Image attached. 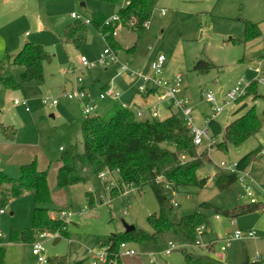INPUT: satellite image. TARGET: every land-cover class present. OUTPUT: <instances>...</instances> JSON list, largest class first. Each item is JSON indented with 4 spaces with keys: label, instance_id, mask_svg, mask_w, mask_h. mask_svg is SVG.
Segmentation results:
<instances>
[{
    "label": "rangeland",
    "instance_id": "rangeland-1",
    "mask_svg": "<svg viewBox=\"0 0 264 264\" xmlns=\"http://www.w3.org/2000/svg\"><path fill=\"white\" fill-rule=\"evenodd\" d=\"M123 5L124 2L106 4L98 0H30L25 8L0 9V61L5 53L14 55L18 52L14 41L15 38L21 41L22 37L25 38L23 45L27 42L40 44L51 56V62L43 66L42 82L21 83L22 68L12 67L10 72L18 88L6 90L0 87V123L15 130L13 141H6L0 134V172L16 180L20 167L35 161L37 169L46 173L51 198L48 218L57 220L58 213L70 216L65 220L64 236L49 231L38 233L32 224L33 196L10 202L4 209V215L0 216L3 264H36L31 255L32 243L23 241L26 235L41 245L42 256L48 260L63 257L66 264H91L88 252L99 248L98 238L123 236L130 239L135 236L125 235L123 224L150 234L146 219L158 211L150 188L144 187L139 194L124 187L122 194L116 197L119 193L116 182L111 185L109 181L92 177L84 184L58 189L55 178L56 163L62 155L59 148L64 152L72 147L80 153L83 151L80 122L85 117L80 103L69 101L65 96L76 78H80L81 87L93 102V113L106 117L115 105H128L127 101L139 94L140 81L120 74L119 64H125L130 71L149 75L151 64L159 56L164 59V79L173 84L175 77H180L177 99L188 100L193 109L195 127L203 130V118L212 114V106L204 97L206 91L213 93L220 102L218 90L224 93L240 83L243 87L255 86V100L250 94L238 103H230L216 115L215 120L224 127L253 107L260 129L238 147L227 146L226 150L217 149L220 138L211 139L209 134L214 143L211 149H207L209 162L196 173L199 179H206L204 187H179L172 195L178 216H187L198 210L208 221L206 228L199 229L196 245L189 246L178 233L167 234L163 243L130 240L125 243L133 250L134 256L120 257L117 254L112 257L113 262L184 264L183 249L205 256L210 243H215L211 246L214 250L211 256L221 264H243L245 259L264 264V84L259 82L264 80V0H158L140 36L124 29L116 31L114 40L120 46L117 51L119 64L107 67L98 64V59L109 48L90 23L86 25V41L79 49L61 42L63 27L75 21L70 17L72 13L81 22H90L95 14H100L107 21ZM161 10L164 12L162 15ZM245 22L257 26L258 38L243 42ZM80 58L94 65L82 67ZM198 61L209 62L213 68L205 74H198L193 71ZM107 86L119 94L117 102L98 101V94ZM14 100L25 101L28 110L25 111L21 104L14 105ZM43 100H54L57 104L44 105ZM242 103L246 104L244 109H240ZM167 106V103L161 104L163 111L154 120L162 121L170 114ZM136 120L142 121V118ZM208 143L204 140L198 151L208 148ZM257 148L262 150L259 161L236 173L237 180L228 190H218L213 174L216 171L228 173L218 169L220 164H235ZM243 174L247 178L242 184L239 179ZM249 182L253 184L252 199L259 205L258 209L236 218L223 215L226 210L249 204L243 188ZM87 194H92L94 208H89ZM230 221H234V226H230ZM235 231L254 233V238L233 241L221 252L222 243ZM39 234L46 236L39 239ZM55 239L59 241L53 244ZM170 246L175 250L163 255Z\"/></svg>",
    "mask_w": 264,
    "mask_h": 264
},
{
    "label": "trees",
    "instance_id": "trees-1",
    "mask_svg": "<svg viewBox=\"0 0 264 264\" xmlns=\"http://www.w3.org/2000/svg\"><path fill=\"white\" fill-rule=\"evenodd\" d=\"M106 4H118L124 2L115 14L118 17L120 29L130 31L140 36L145 29L158 0H98ZM106 20L100 14H95L90 25L105 40L106 45L117 52L120 49L114 40V27L105 25ZM86 25L80 20L63 28L61 41L71 44L77 50L86 41ZM260 36L256 25L244 24L243 42L252 41ZM264 51V37L262 38ZM51 62V56L42 45L27 42L15 55L5 53L0 61V87L6 90L18 88V84L11 75L12 67L22 68L20 75L21 83L42 82L43 66ZM213 68L209 62L198 61L193 71L205 74ZM152 93V91H150ZM254 101L256 89L249 85L245 94L236 100L249 97ZM150 95V94H147ZM246 104L241 105L244 109ZM207 131L212 139L220 138L217 149L226 150L227 146L238 147L249 137L254 135L260 125L257 121L253 107H250L241 116L221 127L216 120H209L206 125ZM80 133L83 151L80 153L75 147L62 151L57 161L56 187L63 189L79 183H85L92 177L105 171L115 172L113 174L117 184L118 195L122 194L124 187L132 184L139 193L144 187L150 188L158 211L147 217L146 223L150 234H144L136 229L125 235H135L130 239L119 236L98 238L99 248H105L107 252L106 264H120L113 262L114 256L118 254L120 243L130 240L134 242L152 241L163 243L169 233L181 234L189 246L196 245V239L200 228H206L208 221L200 212L195 211L187 216H178L176 206L172 204L171 197L179 187L202 188L206 179H199L196 175L206 163L209 162L207 148L198 151L199 147L193 144V135L187 129L179 114L171 110L170 115L162 121L154 119L137 121L128 109H122L115 105L106 117L96 114L82 118L80 122ZM0 134L6 141H13L15 130L12 126L0 123ZM213 147V146H212ZM211 147V148H212ZM210 148V149H211ZM172 149V150H171ZM260 148L251 151L240 158L236 164V173L257 161ZM219 169V168H218ZM236 173L222 174L216 171L213 174L215 185L218 190H228L237 180ZM19 178L14 180L0 172V211H3L11 200L19 199L26 194L32 195L34 199V210L32 216L33 229L36 232L49 231L62 237L65 235V220H51L48 218V206L51 202L47 187L46 173L37 169L35 161L20 167ZM114 189L112 190V193ZM114 197V198H116ZM114 199L113 197H109ZM89 208H94L95 202L92 194L86 195ZM257 203L236 207L232 210L222 212L229 218H236L252 213L258 209ZM25 235V234H24ZM27 236V235H26ZM23 237L25 243H34L31 238ZM210 243L205 256H197L182 250L184 264H221L211 256L214 251ZM175 250V249H174ZM4 250L0 247V264H3ZM48 260V259H47ZM49 264H66L63 257L48 260ZM75 264H83L77 262ZM243 264H261L258 261L249 262L244 260Z\"/></svg>",
    "mask_w": 264,
    "mask_h": 264
},
{
    "label": "built area",
    "instance_id": "built-area-1",
    "mask_svg": "<svg viewBox=\"0 0 264 264\" xmlns=\"http://www.w3.org/2000/svg\"><path fill=\"white\" fill-rule=\"evenodd\" d=\"M164 12L161 10V15ZM71 18L75 21H79V17L75 14H71ZM118 17L114 15L111 19L107 20L105 22V25H112L114 27V33L113 36H115V33L117 30L120 29V26L118 25ZM84 25L89 24L90 22L88 20H85L82 22ZM147 24V23H146ZM145 24V26H146ZM109 48V47H108ZM164 59L162 56H159L154 63L150 66V73L149 75L144 74V72H138V71H130L125 64H119L117 60V52H114L113 50L105 49L102 54L99 56L98 64H100L103 67H107L109 65L113 64H119V73L127 75L128 79H138L140 81L139 86V94L143 95H154L157 100V104H168V110H173L174 112L178 113L180 118L182 119L183 123L187 127V129L190 131V133L193 135V144L196 147H201L203 144V141H208L209 145L207 149H210L212 145L214 144L211 139H209V133L207 131L206 125L209 120H215L216 115L220 114L224 107L229 105L230 103H235L236 100H238L240 97H242L245 94V90L248 86L243 87L240 83H236L235 86H233L231 89L227 90L223 94H220V102L215 98L213 93L210 91H206L204 93V97L207 103H209L212 108L211 112L212 114L204 119V125L205 128L201 130L200 128H197L194 126V118L192 109L189 106L188 100L177 99V86L180 82V77H175V82L173 84H170L169 81L164 79L162 76V65H163ZM80 64L82 67H92L94 64H88L87 61L84 58H80ZM260 83L264 84V80H260ZM75 88L67 93L65 96L69 101H73L75 103H80L81 113L82 115L86 117H90L94 115L93 113V102L89 100V97L87 94H85L83 88L81 87V80L80 78H76L75 80ZM149 86V87H147ZM152 91V93H150ZM97 99L99 101H112L117 102L119 100V94L117 92H114L112 87L107 86L105 87L100 94L98 95ZM83 100H86V103H83ZM14 105L21 104L25 107V111L28 110L26 107V102L23 101L20 103L17 100L13 101ZM43 104L50 106H55L57 104L56 101L49 102L48 100H43ZM122 109H127L125 105H120ZM137 117H142V112H137ZM159 116V112L156 108V106L150 107V119H155ZM219 169H224V171L228 173H236V164H224L221 163ZM117 172V171H115ZM115 172H111L108 170H105L101 172L98 175V178L101 181L107 182L109 181L111 185L115 184V179L113 174ZM245 178H247L246 174H243V177L239 179V182L243 184ZM252 182H249L247 184L243 185L244 191H245V198L249 200V203H254L253 193L251 191ZM126 188H129L130 190H133L136 192L135 188L132 184L128 185ZM141 192H139L140 194ZM173 204V203H172ZM176 206V204H173ZM3 211H0V214H2ZM57 217L62 220H68L70 218L69 215L65 213H58ZM218 218L217 216L215 217ZM230 226H234V221H230ZM201 229V228H200ZM45 234H39V239L44 238ZM254 238V233H246L241 231H235L230 236L229 239L225 240L221 247L219 248L221 252H224L227 248L230 247L231 243L233 241L238 240H245V239H252ZM175 248L173 246H170L168 250H166L163 255H169L172 250ZM91 260V264H106L107 262V252L105 248H98L94 251L88 252ZM31 255L35 258L36 264H49L48 260L42 256V247L38 243H33L31 245ZM118 255L125 256V257H132L134 256L133 250L127 247L126 243H120L118 247Z\"/></svg>",
    "mask_w": 264,
    "mask_h": 264
},
{
    "label": "crops",
    "instance_id": "crops-1",
    "mask_svg": "<svg viewBox=\"0 0 264 264\" xmlns=\"http://www.w3.org/2000/svg\"><path fill=\"white\" fill-rule=\"evenodd\" d=\"M28 3H30V0H0V9L1 10H3V9H6V8H12V9H14V10H18V9H20V8H25L26 7V5H28ZM82 6V5H81ZM82 7H84V5L82 6ZM73 14V13H72ZM70 17H71V15H70ZM72 19V18H71ZM73 20V19H72ZM65 27V26H64ZM63 27V28H64ZM62 32H63V30H62ZM21 41H19V40H17L16 38H15V41H14V45H15V47L17 46V48H18V52L21 50V48L23 47V41L25 40V38L24 37H22L21 39H20ZM62 42V41H61ZM32 43V42H31ZM63 43V42H62ZM22 44V45H21ZM34 44V43H33ZM40 45V44H39ZM22 46V47H21ZM45 49V48H44ZM17 52V53H18ZM16 54V53H15ZM14 54V55H15ZM75 81H74V83L72 84V88H71V91L75 88ZM105 88V87H104ZM103 88V89H104ZM102 89V90H103ZM101 90V91H102ZM220 94H223V91H221V90H218V95H220ZM99 95V94H98ZM120 98V97H119ZM99 101V100H98ZM127 104L128 105H125V104H123V105H125L126 106V108L130 111V112H132V114L134 115V117H135V119H137V118H142V121L143 120H150V107L151 106H156V108H157V110H158V112L160 113V112H162L163 110H162V108H161V104H157V100H156V97L154 96V95H143V94H136L135 96H133L132 98H130L128 101H127ZM191 109H192V107H191ZM167 110H168V106H167ZM142 112V117H137L136 116V114H137V112ZM168 111H170L171 112V110H168ZM192 113H193V109H192ZM170 115V114H169ZM168 115V116H169ZM167 116V117H168ZM166 117V118H167ZM208 116H205L204 118H203V123H204V119H206ZM230 122V121H229ZM228 122V123H229ZM228 123H226V125L228 124ZM2 124V123H1ZM4 125V124H3ZM225 125V126H226ZM59 151L60 152H62L63 150L61 149V148H59ZM262 155V150L260 149V153L258 154V156H257V161H254L253 163H257L258 161H259V159H260V156ZM57 167H58V163H56V170H57ZM29 194H26V195H24L23 197H25V196H28ZM13 200H11L10 202H12ZM9 202V203H10ZM4 210H3V213L2 214H0V216H2V215H4Z\"/></svg>",
    "mask_w": 264,
    "mask_h": 264
},
{
    "label": "water",
    "instance_id": "water-1",
    "mask_svg": "<svg viewBox=\"0 0 264 264\" xmlns=\"http://www.w3.org/2000/svg\"><path fill=\"white\" fill-rule=\"evenodd\" d=\"M83 6V4H81ZM123 228H124V233L127 234V233H131L135 230V228L131 225H126V224H123ZM59 239H55L53 244H55L56 242H58Z\"/></svg>",
    "mask_w": 264,
    "mask_h": 264
}]
</instances>
